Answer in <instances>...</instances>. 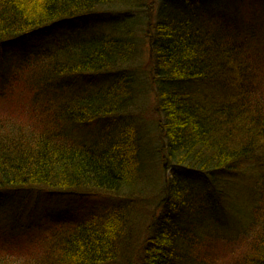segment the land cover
Wrapping results in <instances>:
<instances>
[{"label": "trees", "instance_id": "obj_1", "mask_svg": "<svg viewBox=\"0 0 264 264\" xmlns=\"http://www.w3.org/2000/svg\"><path fill=\"white\" fill-rule=\"evenodd\" d=\"M119 1L0 0V58L7 47L95 18ZM158 1L162 11L148 40L170 176L146 236L136 248L129 245V215L113 198L122 186L134 190L143 169V139L126 114L137 85L129 51L137 45L128 26L113 27L58 43L32 72L33 85L21 83L24 95H14L19 105L0 114V199L7 202L0 210L21 208L34 193L101 196L112 206L55 228L23 257L9 260L0 250V264H198L190 255L199 244L196 222L214 207L211 195L184 177L209 184L225 209L224 190L241 167L258 170L256 179L264 175L263 56L235 43L227 24L220 25L224 18L210 26L205 0ZM21 110L27 118L15 120ZM91 125L90 138L78 136ZM257 192L256 201L244 203L252 206L253 224L235 264H264V185Z\"/></svg>", "mask_w": 264, "mask_h": 264}, {"label": "rangeland", "instance_id": "obj_2", "mask_svg": "<svg viewBox=\"0 0 264 264\" xmlns=\"http://www.w3.org/2000/svg\"><path fill=\"white\" fill-rule=\"evenodd\" d=\"M120 4H108L104 12L95 18L74 20L63 27L45 31L7 47L0 58L3 61L0 64V114L3 116L13 112L14 106L19 105L15 96L24 95L22 86L26 81L28 85H33L28 80L32 72L46 62L58 43L108 33L113 27L121 30L128 26L137 45L134 59L129 62L137 85L132 105L126 114L138 125L143 139V169L138 185L134 184V190L129 191L128 187L122 186L114 191L113 198L129 215L128 241L132 248H136L160 212L165 180L170 176L169 167L164 165L166 149L162 148L164 136L158 127L160 119L155 98L157 85L153 79L148 40L149 23L162 11V6L158 0H125ZM221 18L226 21L220 25L227 24L231 30L229 36L235 43L244 42L250 50L264 58V0H221L219 6L208 11L210 26L219 27L213 26L212 21L221 22ZM247 53L249 57L253 54L248 50ZM103 81L101 77L97 84ZM82 86L89 91L94 89L89 82H84ZM261 100L264 103V91ZM21 112L22 115H16L15 120L27 118V111ZM95 130V125H91L78 130V136L90 138ZM257 171L244 165L238 175L232 176L231 185L224 190L225 209L218 205L217 196L209 184L199 178L184 177L190 187L211 195L208 206L209 209L214 207V212L207 210L206 216H200V222H196L199 244L197 253L194 248L190 252L193 263L235 264L237 255L245 251L244 237L253 221L249 220L252 206L245 207L244 203L256 201L260 193L257 190L264 185L263 174L259 179L254 177ZM111 206V201L101 196H48L46 193H34L21 208L13 205L5 211L0 210V250L7 252L8 257H13L9 260L23 257L35 251L39 242L55 228L77 223L93 209L103 211ZM6 207V199H0V208Z\"/></svg>", "mask_w": 264, "mask_h": 264}, {"label": "bare ground", "instance_id": "obj_3", "mask_svg": "<svg viewBox=\"0 0 264 264\" xmlns=\"http://www.w3.org/2000/svg\"><path fill=\"white\" fill-rule=\"evenodd\" d=\"M118 1V0H117ZM124 0H121V1H119V2H115V4L117 3V5H121L120 4V2H123ZM201 6H202V8L203 9H205L206 10V12H208L210 9H212V8H215V7H217L218 6V1L217 0H205V1H203L202 3H201ZM103 9L105 10V7H103ZM108 13H109V15H110V10H108ZM118 18V17H117ZM156 19H153L152 21L153 22H150L149 24H151V26H150V28H149V31H151L152 30V28L151 27H153L154 25H155V21ZM129 54H130V57L129 58H131L132 56V58H131V60L130 61H132L133 59H134V54H136V49L134 48L133 49V52H132V50L131 51H129ZM126 60H128V59H126ZM129 61V62H130ZM202 206V205H201Z\"/></svg>", "mask_w": 264, "mask_h": 264}]
</instances>
